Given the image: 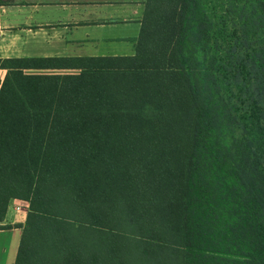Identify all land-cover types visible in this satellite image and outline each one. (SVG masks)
I'll list each match as a JSON object with an SVG mask.
<instances>
[{"label": "trees", "instance_id": "1", "mask_svg": "<svg viewBox=\"0 0 264 264\" xmlns=\"http://www.w3.org/2000/svg\"><path fill=\"white\" fill-rule=\"evenodd\" d=\"M0 70L14 264H264V0H146L133 55Z\"/></svg>", "mask_w": 264, "mask_h": 264}, {"label": "crops", "instance_id": "2", "mask_svg": "<svg viewBox=\"0 0 264 264\" xmlns=\"http://www.w3.org/2000/svg\"><path fill=\"white\" fill-rule=\"evenodd\" d=\"M146 0H0V57L71 56L63 51L65 31L121 25L118 35L85 39L99 44L87 56L133 55L141 30ZM132 29V34L129 31ZM59 35L51 36L52 32ZM51 38V39H50ZM50 40L55 42L51 46ZM51 48H56L54 51ZM13 205H20L17 211ZM29 206L12 199L0 229V264H14Z\"/></svg>", "mask_w": 264, "mask_h": 264}, {"label": "rangeland", "instance_id": "3", "mask_svg": "<svg viewBox=\"0 0 264 264\" xmlns=\"http://www.w3.org/2000/svg\"><path fill=\"white\" fill-rule=\"evenodd\" d=\"M132 29L133 26L131 27V31H129V34H132ZM124 29L121 25H115L114 27L111 26H106L104 28H100V29H94L93 31H90L89 29L83 28L80 30L77 29H71V31H65L64 33V38L66 40L64 41H69V42H65L63 43L64 47H63V51L60 52L63 53L65 55H71V56H87L90 55L92 53H99L100 51V46L99 44H95L92 43V41H82L81 44H76L77 39L78 40H82L85 39L86 36L88 35L89 38L92 37H96L97 35H99L98 37H102V36H112L114 34H119L120 32L123 33ZM53 33H55L54 31L52 32L51 36L54 35ZM56 35H59L58 33H55ZM51 39V38H50ZM51 42V46L54 47V45L56 44L55 42H53V40H50ZM55 43V44H54ZM54 44V45H53ZM53 49V48H51ZM54 51L56 50V48L53 49ZM5 72L0 70V80L3 79Z\"/></svg>", "mask_w": 264, "mask_h": 264}, {"label": "built area", "instance_id": "4", "mask_svg": "<svg viewBox=\"0 0 264 264\" xmlns=\"http://www.w3.org/2000/svg\"><path fill=\"white\" fill-rule=\"evenodd\" d=\"M14 207V209H16L17 211H19L20 209H21V206L20 205H13Z\"/></svg>", "mask_w": 264, "mask_h": 264}]
</instances>
